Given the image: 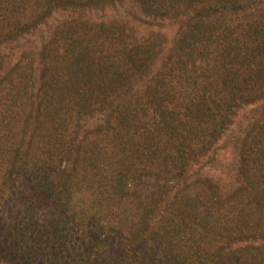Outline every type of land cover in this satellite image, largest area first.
<instances>
[{
  "label": "trees",
  "instance_id": "trees-1",
  "mask_svg": "<svg viewBox=\"0 0 264 264\" xmlns=\"http://www.w3.org/2000/svg\"><path fill=\"white\" fill-rule=\"evenodd\" d=\"M0 262L264 264V0H0Z\"/></svg>",
  "mask_w": 264,
  "mask_h": 264
},
{
  "label": "rangeland",
  "instance_id": "rangeland-1",
  "mask_svg": "<svg viewBox=\"0 0 264 264\" xmlns=\"http://www.w3.org/2000/svg\"><path fill=\"white\" fill-rule=\"evenodd\" d=\"M131 11L133 12L131 5L126 4L122 7L119 5H114L110 8L108 14L111 16L116 13H118L119 15H123ZM101 12L107 13V10ZM99 14L101 15V13ZM64 17L65 16L63 13L58 12L52 17L49 23L52 24L60 19H64ZM240 18H243V14L240 15ZM133 33L139 36L142 34L149 33L153 35L160 34L163 38L167 39L166 41L170 46V41L174 38V35L176 33V26H166L163 29H160L158 26H151V28L146 29L142 26L138 27L133 25ZM254 110L255 109H253L252 107H246L238 111L236 117L234 118V125L218 141V144H216L215 148H213L205 158L204 163L206 164L204 170L201 173L202 176L204 175L211 179H214L217 183H219L221 188L225 189V192L232 191L235 184L236 168L238 161L237 150L235 148V134L238 133L240 127L247 125L248 120ZM0 264L5 263L0 262Z\"/></svg>",
  "mask_w": 264,
  "mask_h": 264
}]
</instances>
